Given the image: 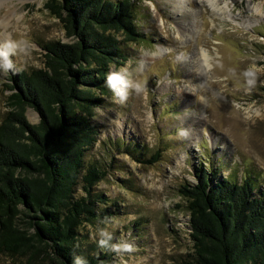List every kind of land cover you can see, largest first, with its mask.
Here are the masks:
<instances>
[{
    "label": "rangeland",
    "instance_id": "374dc122",
    "mask_svg": "<svg viewBox=\"0 0 264 264\" xmlns=\"http://www.w3.org/2000/svg\"><path fill=\"white\" fill-rule=\"evenodd\" d=\"M133 1L143 40L110 67L122 94L108 85L84 158L106 174L92 189L106 216L83 222L76 246L85 257L108 249L101 264H193L180 187L203 170L249 177L264 192V0H182V12L176 0ZM0 22L1 122L12 74L42 68V45L71 39L45 0H1ZM246 109L253 118L241 127ZM26 118L39 121L32 109ZM0 264L57 263L41 252L1 254Z\"/></svg>",
    "mask_w": 264,
    "mask_h": 264
},
{
    "label": "trees",
    "instance_id": "16d2710c",
    "mask_svg": "<svg viewBox=\"0 0 264 264\" xmlns=\"http://www.w3.org/2000/svg\"><path fill=\"white\" fill-rule=\"evenodd\" d=\"M133 0H45L69 43L42 45L43 67L12 74L0 122V255L35 257L57 264H101L105 254L77 248L83 222L106 216L96 208L94 185L105 177L85 166L96 142L95 109L109 95V70L126 62L123 45L143 40ZM39 117L30 124L26 110ZM158 156L143 160L149 165ZM181 186L187 202L193 264H264V192L249 177L218 178L200 171ZM80 186L83 195L76 197ZM104 203V202H103ZM96 252V249H92Z\"/></svg>",
    "mask_w": 264,
    "mask_h": 264
},
{
    "label": "bare ground",
    "instance_id": "6f19581e",
    "mask_svg": "<svg viewBox=\"0 0 264 264\" xmlns=\"http://www.w3.org/2000/svg\"><path fill=\"white\" fill-rule=\"evenodd\" d=\"M1 1V0H0ZM2 1H4V0H2ZM175 1V0H174ZM211 1H209V4L211 5L212 3H210ZM182 5H183V3H182V0H176L175 2H173V8H176V11L178 10V11H181V9H182ZM184 9V8H183ZM182 12V11H181ZM2 21V20H1ZM1 24H4L5 22H0ZM206 56H208L207 54H206ZM247 110V116L246 117H244L243 119L244 120H238L237 121V123L242 127L243 125L244 126H248V125H250V121H251V119L253 118V116L252 115H249V109H246ZM236 123V124H237ZM244 130H249V128L248 127H244L243 128Z\"/></svg>",
    "mask_w": 264,
    "mask_h": 264
},
{
    "label": "clouds",
    "instance_id": "9594fccd",
    "mask_svg": "<svg viewBox=\"0 0 264 264\" xmlns=\"http://www.w3.org/2000/svg\"><path fill=\"white\" fill-rule=\"evenodd\" d=\"M120 83H122V80L118 75H113L109 78L110 86L116 89L118 95L122 94L121 90L117 88V85Z\"/></svg>",
    "mask_w": 264,
    "mask_h": 264
}]
</instances>
